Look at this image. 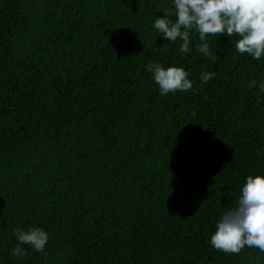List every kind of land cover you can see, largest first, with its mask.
Returning a JSON list of instances; mask_svg holds the SVG:
<instances>
[{"label":"trees","instance_id":"obj_1","mask_svg":"<svg viewBox=\"0 0 264 264\" xmlns=\"http://www.w3.org/2000/svg\"><path fill=\"white\" fill-rule=\"evenodd\" d=\"M0 264H264V0H0Z\"/></svg>","mask_w":264,"mask_h":264}]
</instances>
